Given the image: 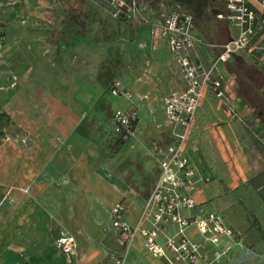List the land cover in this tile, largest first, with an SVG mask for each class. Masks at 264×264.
Masks as SVG:
<instances>
[{"label":"crops","instance_id":"0c3cea01","mask_svg":"<svg viewBox=\"0 0 264 264\" xmlns=\"http://www.w3.org/2000/svg\"><path fill=\"white\" fill-rule=\"evenodd\" d=\"M36 2L0 0V264L39 260V264H69L62 253L48 251L53 239L63 234L73 235L78 242L71 264H114L125 252L119 234L111 223L106 233L85 226L84 201L114 200L110 211L121 204L126 220L137 224L160 177L158 146H164L162 153L173 143L163 105L168 94L183 89L181 73L174 53L164 40L153 37L151 25L118 22L105 2L115 23L134 27L131 38L139 49L131 51L129 59H140L142 67L146 59L157 77L145 79L149 77L146 67L136 69L130 64L125 81L111 82L110 98L100 103L83 79L56 68L53 58L61 50L62 32L55 26L64 15L54 5ZM45 12L57 16L53 25L47 26ZM229 29L233 38L232 26ZM256 45L261 49L247 57L259 63L264 76V43ZM218 52L201 39L193 54L209 66ZM60 58L64 61L66 51H60ZM216 76L228 85L227 97L220 99L207 87L187 145L193 166L210 178L200 185L195 200L206 212L221 214L235 233L231 251L215 264H264V113L255 114L241 100L226 64L218 65ZM116 81L131 100L110 93ZM153 105L161 108L157 116L150 112ZM130 106L138 112L134 135L139 131L143 136L111 159L102 150V128L97 133L98 128L88 126L95 125L98 117L104 119L113 107L114 113ZM109 124L111 137V120ZM125 152L136 155L139 167L129 179L116 177L107 167ZM165 232L173 233L174 228L168 225ZM189 235L193 241L202 240L194 229ZM213 249L205 247L209 256ZM168 257L148 254L143 238L137 236L127 264H170Z\"/></svg>","mask_w":264,"mask_h":264},{"label":"built area","instance_id":"2783aa9c","mask_svg":"<svg viewBox=\"0 0 264 264\" xmlns=\"http://www.w3.org/2000/svg\"><path fill=\"white\" fill-rule=\"evenodd\" d=\"M104 1L116 21L133 20L151 25L153 37L164 40L174 53L184 85L182 90L172 91L164 99V121L173 143L162 152L160 177L137 224L133 226L126 220V208L121 204L110 211L111 227L118 232L125 250L121 257L114 259V264H127L137 236L143 238L148 254L156 258L169 256L170 264H199L201 261L215 264L231 251L235 233L221 214L206 212L197 204L195 194L210 178L193 166L187 145L207 87H211L218 98L227 97L228 85L216 76L218 65L227 64L235 54L251 55L261 49L256 42L264 43V0H220L227 14H220L218 18L228 21L237 36L220 47V54L209 66L194 57L201 38L192 15L180 4L166 2L151 7L140 0ZM110 93L127 100L132 98L118 81L111 84ZM136 122L138 112L134 106L117 109L111 118V135L132 137ZM168 225L174 228L173 233L165 232ZM190 229L197 232L201 242L192 240ZM162 237L163 244L159 242ZM56 245L71 264L78 250L77 239L63 234ZM207 245L214 248L211 256L205 251Z\"/></svg>","mask_w":264,"mask_h":264},{"label":"rangeland","instance_id":"374dc122","mask_svg":"<svg viewBox=\"0 0 264 264\" xmlns=\"http://www.w3.org/2000/svg\"><path fill=\"white\" fill-rule=\"evenodd\" d=\"M37 4L43 2L50 5H54L55 8L64 15V20L60 25L55 27L59 28L62 32V36L59 40V48L62 51H66V58L64 61L59 62L60 51L54 54L53 62L56 68H66L69 76L73 79L79 77L85 81L84 84L88 87L93 98L100 103L104 100L109 99L108 87L111 82L116 79L125 81V70L130 64H133L134 68H141L140 59L131 61L129 56L131 51L138 50L139 46L135 39L131 38L133 25L118 24L113 21L109 13L106 10V4L104 0H36ZM144 3H149L151 7V0H140ZM159 3H166L167 0H155ZM25 5V4H24ZM45 9V8H43ZM46 13V12H45ZM48 17L46 19L48 25H53L57 16L54 14L46 13ZM233 37L237 36L235 28L232 27ZM223 38H227L226 34L222 35ZM62 46V48H61ZM264 47V45L262 46ZM244 58L247 63L257 67L259 63H253L251 58L245 54ZM63 60V59H62ZM144 66L146 67L145 79L157 77V72H152L148 61L144 60ZM141 66V67H140ZM142 67V68H143ZM139 71V70H138ZM180 73V72H179ZM181 76V74H180ZM262 76V75H261ZM259 75L257 79H262ZM75 81V80H74ZM94 90L96 91L94 93ZM161 108L158 105H153L151 114L154 116L159 115ZM113 109H109L108 115L104 119L98 117L95 125L88 126L89 128L96 129L97 133L101 129L103 132L102 150L107 154L109 158H115L116 155L112 156L114 151V141L111 137H108L110 120L113 115ZM255 113V112H254ZM256 114V113H255ZM141 115V114H140ZM99 124L100 126H96ZM162 124V123H161ZM164 127L163 125L158 126L160 130ZM143 136L142 132H136L135 135L125 140V144L117 155L123 150V148L129 144L134 143L136 139ZM138 141V140H137ZM159 145V144H158ZM164 146H158V155L161 157V151L164 150ZM136 155L130 156L127 152L123 153L114 162L110 163L108 169L118 178H131L139 169L135 164ZM93 177V176H92ZM88 176L86 177L87 180ZM72 199L69 200V203ZM116 201L109 199H103L96 201L95 199H88L84 201L87 207L86 215L84 216L85 226L89 228L93 226L102 232H108L110 229V208ZM123 202V201H122ZM147 203V202H146ZM145 203V204H146ZM92 209V210H91ZM69 226L72 228L74 225L69 222ZM55 235V233H53ZM47 250V249H46ZM48 251H56L58 255L61 251L56 245L55 238L51 246H48ZM40 250H38V253ZM39 260L35 264H39ZM73 263V262H72ZM28 264V263H27ZM61 264H66L61 262Z\"/></svg>","mask_w":264,"mask_h":264},{"label":"trees","instance_id":"16d2710c","mask_svg":"<svg viewBox=\"0 0 264 264\" xmlns=\"http://www.w3.org/2000/svg\"><path fill=\"white\" fill-rule=\"evenodd\" d=\"M153 7H157L155 0L150 1ZM167 3L180 4L190 15H192L197 32L200 34L202 42L211 48L219 51L220 47L231 38L229 22L218 18L220 14H227L224 4L220 0H167ZM226 34L227 38H223ZM228 71L232 74L238 84V96L241 100L251 107L256 114L260 111L264 113V76L257 67L247 63L241 54H235L233 59L227 64ZM262 77L257 79L256 76ZM137 122L134 123L132 130H135ZM111 138L114 141V151L112 156L117 155L125 140L123 135Z\"/></svg>","mask_w":264,"mask_h":264}]
</instances>
